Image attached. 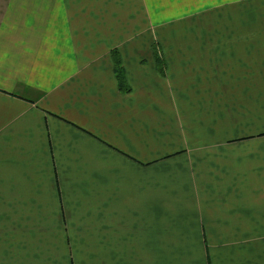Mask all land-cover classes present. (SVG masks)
<instances>
[{
    "label": "crops",
    "instance_id": "0c3cea01",
    "mask_svg": "<svg viewBox=\"0 0 264 264\" xmlns=\"http://www.w3.org/2000/svg\"><path fill=\"white\" fill-rule=\"evenodd\" d=\"M0 264H264V0H0Z\"/></svg>",
    "mask_w": 264,
    "mask_h": 264
},
{
    "label": "trees",
    "instance_id": "16d2710c",
    "mask_svg": "<svg viewBox=\"0 0 264 264\" xmlns=\"http://www.w3.org/2000/svg\"><path fill=\"white\" fill-rule=\"evenodd\" d=\"M115 77L117 79V83H118V88L119 90L121 91H125L127 92V89H124V85H123V74H122V70H121V67L120 65L118 64V59L115 60Z\"/></svg>",
    "mask_w": 264,
    "mask_h": 264
},
{
    "label": "rangeland",
    "instance_id": "374dc122",
    "mask_svg": "<svg viewBox=\"0 0 264 264\" xmlns=\"http://www.w3.org/2000/svg\"><path fill=\"white\" fill-rule=\"evenodd\" d=\"M254 14H256V11H252ZM164 28H167V27H164ZM169 28H171V27H169ZM185 28V30H184V32H187V27H184ZM179 32H181V30H179ZM150 33L151 34H153L154 32H153V30L151 29L150 30ZM156 34V33H155ZM5 237V236H4Z\"/></svg>",
    "mask_w": 264,
    "mask_h": 264
}]
</instances>
